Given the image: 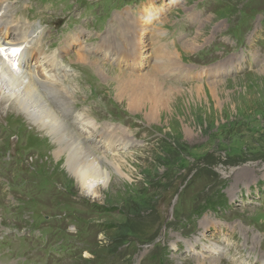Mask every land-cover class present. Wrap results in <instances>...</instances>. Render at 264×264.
<instances>
[{
	"label": "rangeland",
	"instance_id": "1",
	"mask_svg": "<svg viewBox=\"0 0 264 264\" xmlns=\"http://www.w3.org/2000/svg\"><path fill=\"white\" fill-rule=\"evenodd\" d=\"M149 1L159 20L136 22L142 48L118 55V14ZM0 24L40 53L39 75L53 58L46 76L61 78L69 111L41 81L43 98L82 140L116 135L105 155H123L129 175L110 168L83 190L51 136L1 101L0 264H264V0H0ZM168 48L152 63L153 113L128 109L110 68L152 71Z\"/></svg>",
	"mask_w": 264,
	"mask_h": 264
},
{
	"label": "bare ground",
	"instance_id": "2",
	"mask_svg": "<svg viewBox=\"0 0 264 264\" xmlns=\"http://www.w3.org/2000/svg\"><path fill=\"white\" fill-rule=\"evenodd\" d=\"M175 1L177 0H173V2ZM140 14H143L144 16L140 17ZM159 18L160 13L153 9L152 1L147 2V4L143 6V12L140 11L136 18L132 17L126 12H123L120 15L118 14L115 20V26L116 28L123 27L121 31L127 33V44L120 46L123 47L121 48V51H123L122 53H132L138 47L142 48V45L139 44V36L135 33L137 27H139L136 22H141L143 26L140 25V28L141 30L145 31L148 28L151 29L152 26L156 25V21L159 20ZM118 34L121 35L119 32ZM148 34L145 38L146 42L148 40ZM18 35L19 32L15 31L13 28L7 27L4 29L3 26H0V102L3 101L2 106H5L8 103L11 108H14L18 112L22 113V115L25 116V118H27L34 126L40 128V130L51 136L54 142V146L52 147L53 153L56 157H60L59 159H56L57 164L62 163L64 166H66L68 172L75 178L76 183L83 190L89 178L95 181H98L100 178H102L103 181L107 182L110 178V168H112L117 174L124 175L129 179V175L123 172L121 169V162L124 161L119 162V160L123 158V155L121 157V155L116 154L118 156L111 158L108 157L109 154L107 156L105 155L106 146L111 147L115 143V141H112L115 139V137H108L107 134L98 132L99 136H97L95 133L91 135L93 136V138H91L92 143L89 140L88 142L82 140V138H80L76 132L68 130L67 125L63 122L64 118L60 117L43 98L42 94L38 90V85L41 81H43L42 85L47 87L53 96L61 103L62 108L65 111H69L67 105L69 99L64 83L60 80L61 78H49L50 76H55V74L46 76V68L51 66L53 58L50 60L47 59L44 62V73L42 72V74L39 75V69L41 65L38 67V71L36 73V67L34 64H31V59H33L35 63H41V60L39 59L40 53L36 54L32 53L28 49H21L22 42L20 40L24 39L25 36L24 34ZM162 46L164 47V45ZM5 50H7V52H5ZM113 50H115V48ZM167 50H169V48L157 51V53L161 52L158 56L153 54L152 59L149 62L151 63L150 67L152 68V71H147L143 74L140 73L139 75L141 78H139V75H133L134 73H130L131 75H128L127 73H122V71L119 69L118 71L110 68L112 75L116 80V89H118V91L115 90L116 98H118V100L125 99L128 109L132 111L134 110L135 112H140L141 110L145 111V115L153 113L156 96L154 89L157 88H153V85L151 86L150 81L157 82V76L153 73L156 65H152V63L155 62V59L158 57H163ZM79 51L82 50L80 49ZM138 54H140V51H138ZM173 54V52H170V59H175ZM142 57L144 58V55ZM87 58L88 57L82 53H77L75 57V59L79 61L82 60L83 62H85ZM168 61L169 60L162 61L163 66L168 67V65H171L174 69H176V64L168 63ZM160 68L161 72H168L164 70L162 66H160ZM102 69L103 67L98 66V71L100 73H102ZM143 69H145V64ZM72 119L77 120L78 116H72ZM79 120L82 122L84 118ZM85 124L87 125V128H92L87 129L90 131V133L94 132L93 127L96 126L91 118H89V123L86 122ZM95 137L97 138L96 142H94L96 139ZM98 140L104 147L103 148L100 145L102 149V155L96 150V152L93 150V145L97 143ZM97 149L99 148L97 147ZM118 162L119 165L116 164ZM96 186L97 183L95 184V187H92L93 193L98 190ZM196 241L197 240H195L192 244L195 245Z\"/></svg>",
	"mask_w": 264,
	"mask_h": 264
},
{
	"label": "trees",
	"instance_id": "3",
	"mask_svg": "<svg viewBox=\"0 0 264 264\" xmlns=\"http://www.w3.org/2000/svg\"><path fill=\"white\" fill-rule=\"evenodd\" d=\"M222 201H225V199H222Z\"/></svg>",
	"mask_w": 264,
	"mask_h": 264
}]
</instances>
